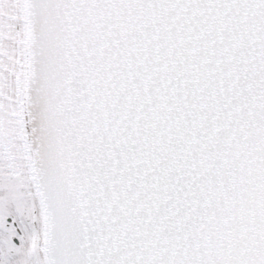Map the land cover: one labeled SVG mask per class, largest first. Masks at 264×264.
Wrapping results in <instances>:
<instances>
[{
  "label": "snow or ice",
  "instance_id": "6c2138e0",
  "mask_svg": "<svg viewBox=\"0 0 264 264\" xmlns=\"http://www.w3.org/2000/svg\"><path fill=\"white\" fill-rule=\"evenodd\" d=\"M0 264H264V0H0Z\"/></svg>",
  "mask_w": 264,
  "mask_h": 264
}]
</instances>
